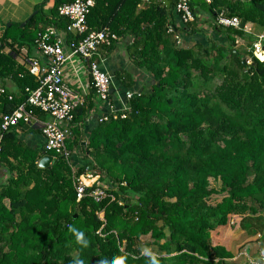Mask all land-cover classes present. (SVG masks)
<instances>
[{
  "label": "trees",
  "instance_id": "trees-1",
  "mask_svg": "<svg viewBox=\"0 0 264 264\" xmlns=\"http://www.w3.org/2000/svg\"><path fill=\"white\" fill-rule=\"evenodd\" d=\"M74 1L36 6V15L16 26L18 34L6 28L3 44L10 40L15 54V46L34 48L48 27L65 31L68 22L58 8ZM178 1L167 8L153 0L141 10V0H94L89 31L133 38L129 56L150 76V86L131 93L133 76L115 74L131 96L97 121L85 145L77 124L86 120L92 101L72 112L64 125L66 149L85 152L75 167L72 156L67 161L43 148L54 163L40 169L41 152L24 148L11 130L5 133L0 164L11 169L0 184V264H114L118 258L152 264L153 256L157 264H239L225 248L212 246L211 233L233 216L264 213V61L253 56L264 35V0H188L190 23L176 13ZM219 17L237 18L244 28L219 26ZM205 26L214 39L186 46L201 38ZM239 40H246V53L237 48ZM116 43L102 47L101 55ZM2 51L0 80L11 76L23 94L12 100L2 95L1 114L7 115L37 82ZM91 95L98 98L94 87ZM9 152L16 164L7 162ZM90 167L107 188L99 202L90 196L95 187L77 200L75 183ZM70 227L84 233L87 246L77 243ZM142 238L149 240L142 244ZM148 246L157 254H144Z\"/></svg>",
  "mask_w": 264,
  "mask_h": 264
},
{
  "label": "crops",
  "instance_id": "crops-1",
  "mask_svg": "<svg viewBox=\"0 0 264 264\" xmlns=\"http://www.w3.org/2000/svg\"><path fill=\"white\" fill-rule=\"evenodd\" d=\"M37 1L0 0V47H3V54H13L12 50L9 47L11 44L10 40L4 42L3 44V36L5 34V30L2 28L3 23L10 22L8 28L12 24H26L29 18L32 17L31 13L34 12V8H36V6L43 5L45 9H49L53 4L52 0ZM152 2L153 0H141V5L139 6V8L143 10L146 5H149ZM154 2L161 4L162 6H166L167 8H169L171 5V0H154ZM174 18H176V16ZM173 21L178 30L183 27V24L180 22L179 17L176 18V21ZM22 27L23 26H21V28ZM58 30L62 31L60 29ZM202 30L204 31V34L201 36V38L195 36L191 39L188 38L189 40H187V42L185 43L186 46L189 45L191 41L207 46V41L209 39H214L213 34L210 30V26H205L202 28ZM180 34L181 33H179V35ZM180 37H182L183 42V34H181ZM132 43L133 38L130 37H127L124 40L118 39L116 45L109 53L101 55V51L98 52L103 59V71L111 77L112 89L110 91V96L107 102H103L100 99L96 98V96L91 95V91L93 90L92 81L88 74L87 65L80 58L73 57L65 64L63 74L64 81L74 91L82 93L85 96L86 101L87 98L92 101V107L88 110L86 120L84 121V123L77 124L80 130L78 134H80L79 140L81 145H85V143L88 141L91 130L94 128V126H96L97 121H99L102 116H106L107 113H112L117 109H120L121 105H124L126 101L125 95L127 96V93H125L121 89L120 83H117L114 80L115 74L126 72L133 76V78L135 79V87L131 90V93L136 94L137 90H140V92L146 91L147 87L150 86V76L146 75L144 71L135 68L132 63L131 57L129 56L128 48ZM13 51L16 52L15 54H13L15 63L19 67H22L24 70L28 71V73L33 62L38 63L40 71H43L46 67V58H44L36 50L35 47L28 50V47L26 46L22 48H20L19 46H15ZM30 75L34 77L35 81L37 82V75ZM0 90H4L6 95L11 96L15 99L23 96L22 90L18 85V81L13 79L11 76L7 77L3 82L0 80ZM1 97L2 95H0V99H2ZM1 107L2 106L0 103V121L1 117L3 116L1 114ZM50 120V117L47 115L34 114V121H32L31 124H24L21 122L17 127L10 129L12 132H14L16 140L20 142L24 148L31 151H38L39 153L41 152V157L36 162L37 166L43 157L49 156L46 155L45 152H42L44 148V138L41 135L40 124L48 122ZM68 141H71V137ZM83 150L84 149H81L79 147L72 149L70 155L73 158V161L71 162V165L73 167H75V165L78 166L80 163H84L83 160L85 158V152ZM22 155L24 156V153H22ZM14 156V154L9 152V155L7 156V162L9 164H16V160L14 161ZM76 159H79L81 161H76ZM9 169L11 168L8 164H0V184L5 183L9 178ZM91 170V167L88 168V171H90V173L88 172L84 174L83 177H81L82 181L87 184L88 189L95 186V181H97L98 183L101 182L99 177L97 180L93 181L87 178L88 175H91L94 178L97 177L96 175H94V173L91 172ZM230 223L233 226L228 238L224 239L222 243H216L213 246H221L225 248L226 251L233 255V258L231 259V261L233 262L239 264H242L244 262L264 264L262 256L264 255V213H258L255 215L233 216L226 226L219 227L217 229L226 230L229 227Z\"/></svg>",
  "mask_w": 264,
  "mask_h": 264
},
{
  "label": "built area",
  "instance_id": "built-area-1",
  "mask_svg": "<svg viewBox=\"0 0 264 264\" xmlns=\"http://www.w3.org/2000/svg\"><path fill=\"white\" fill-rule=\"evenodd\" d=\"M94 0H75L71 4H65L58 8V16L67 20L68 26L65 31H59L55 27H48L39 32L35 39L36 50L47 60L46 67L40 71L37 62H33L29 73L37 75V87L35 89L25 88V101L11 114L3 115L0 123V156L2 142L5 133L11 128L17 127L21 122L31 124L34 114L28 109L38 110L50 117V121L40 124L41 135L45 140L44 150L46 153H54L59 157L69 160L70 153L66 149V135L64 125L71 119L72 112L86 104V98L82 93L71 89L64 81L65 64L73 57L80 58L88 69L97 97L107 102L110 96L111 77L103 71V59L99 55L104 46L117 42L118 38L108 29L93 32L89 31L87 16L94 7ZM180 15L183 23H190L194 16L190 9L188 0H179L175 9ZM218 25L229 27H240L237 18H218ZM247 33L250 27L245 28ZM71 37V38H69ZM253 53L259 61H264V35L258 37L253 45ZM0 90V95H5ZM128 94L127 98H130ZM12 100L11 96H8ZM102 120V119H101ZM80 176L75 183L77 200H81L88 189ZM90 180H97L88 175ZM95 189L90 196L99 202L106 197L107 188L95 181Z\"/></svg>",
  "mask_w": 264,
  "mask_h": 264
},
{
  "label": "rangeland",
  "instance_id": "rangeland-1",
  "mask_svg": "<svg viewBox=\"0 0 264 264\" xmlns=\"http://www.w3.org/2000/svg\"><path fill=\"white\" fill-rule=\"evenodd\" d=\"M37 1V0H35ZM39 2V1H37ZM37 4V3H36ZM46 4V3H44ZM46 6V5H45ZM35 12V11H34ZM33 12V13H34ZM33 13H31V16L33 15ZM25 24V23H21L20 24V27ZM10 25V22H7V23H3L2 25V28L4 30H6V28H8V26ZM19 25V24H12L10 28V34H18V29L16 28V26ZM250 27V25L247 26V31H248V28ZM246 28V27H245ZM211 30V28H210ZM209 31V29H208ZM239 45H238V49L242 52H247L248 51V47H247V43H246V40H239ZM254 55V54H253ZM254 57L256 58V56L254 55ZM248 58V57H247ZM258 60V58H256ZM248 63H250V60L248 59ZM232 224L230 223L229 227L226 229V230H221V229H217L215 230L214 232L211 233V244L212 246L215 245L216 243H222L224 239L228 238L229 236V233L231 231V228H232ZM149 239L148 238H142V244L147 242ZM214 247V246H213ZM146 250L143 252L144 254H149L151 253V255L153 254H157V248L156 247H150L148 246L147 248H145ZM150 255V254H149Z\"/></svg>",
  "mask_w": 264,
  "mask_h": 264
},
{
  "label": "clouds",
  "instance_id": "clouds-1",
  "mask_svg": "<svg viewBox=\"0 0 264 264\" xmlns=\"http://www.w3.org/2000/svg\"><path fill=\"white\" fill-rule=\"evenodd\" d=\"M70 231L74 234L77 243L82 244L84 246H87L88 241L85 239V235H84V233L82 231H80V230H78V229H76L74 227H70ZM149 254L151 255V253H149ZM262 256H263V259H264V255H262ZM75 264H83V261L82 260H76ZM101 264H104V262H101ZM114 264H124L123 258L116 259L114 261ZM152 264H157L155 256H153V258H152Z\"/></svg>",
  "mask_w": 264,
  "mask_h": 264
},
{
  "label": "water",
  "instance_id": "water-1",
  "mask_svg": "<svg viewBox=\"0 0 264 264\" xmlns=\"http://www.w3.org/2000/svg\"><path fill=\"white\" fill-rule=\"evenodd\" d=\"M34 15H36V12H35L32 16H34ZM30 18H31V17H30ZM30 18H29V19H30ZM244 25H245V23H241L239 28H240V29H243V28H244ZM22 26H24V24H23ZM243 63L245 64V61H243ZM111 89H112V87H110V91H111ZM53 163H54V161H53L52 157H50V156H45V157H43V158L40 160L38 166H39V168H41V169H48V168H50L51 165H53Z\"/></svg>",
  "mask_w": 264,
  "mask_h": 264
}]
</instances>
